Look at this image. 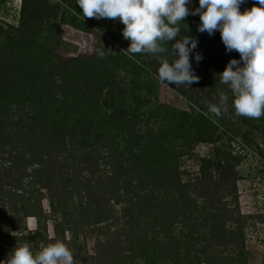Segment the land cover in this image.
I'll return each mask as SVG.
<instances>
[{
    "label": "rangeland",
    "instance_id": "obj_1",
    "mask_svg": "<svg viewBox=\"0 0 264 264\" xmlns=\"http://www.w3.org/2000/svg\"><path fill=\"white\" fill-rule=\"evenodd\" d=\"M184 23L199 80L167 85L118 19L0 0V259L62 241L74 264H264V116L217 79L239 53Z\"/></svg>",
    "mask_w": 264,
    "mask_h": 264
},
{
    "label": "clouds",
    "instance_id": "obj_2",
    "mask_svg": "<svg viewBox=\"0 0 264 264\" xmlns=\"http://www.w3.org/2000/svg\"><path fill=\"white\" fill-rule=\"evenodd\" d=\"M244 0H76L85 18L118 19L122 36L129 40V54L150 53L159 61L157 75L167 85H188L199 80L191 59H202L197 39L181 34L184 18L199 15L197 31L213 35L219 31L225 51L235 50L239 59L230 58L217 74L220 83L233 93L235 114L250 118L264 116V0L240 10ZM184 25V27L181 26ZM169 41H172L169 46ZM165 53L174 59L169 60ZM103 55V52H98ZM229 100L221 92L219 103L210 111L219 116ZM74 253L62 241H55L33 252L28 243L15 245L0 264H74Z\"/></svg>",
    "mask_w": 264,
    "mask_h": 264
},
{
    "label": "trees",
    "instance_id": "obj_3",
    "mask_svg": "<svg viewBox=\"0 0 264 264\" xmlns=\"http://www.w3.org/2000/svg\"><path fill=\"white\" fill-rule=\"evenodd\" d=\"M135 56V55H134ZM136 57H140L138 54H136Z\"/></svg>",
    "mask_w": 264,
    "mask_h": 264
}]
</instances>
